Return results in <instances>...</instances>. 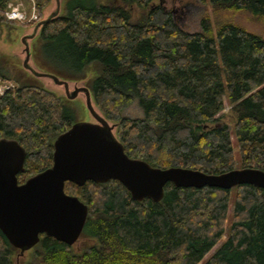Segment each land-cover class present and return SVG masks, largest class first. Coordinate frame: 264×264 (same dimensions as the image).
<instances>
[{
  "label": "trees",
  "instance_id": "obj_1",
  "mask_svg": "<svg viewBox=\"0 0 264 264\" xmlns=\"http://www.w3.org/2000/svg\"><path fill=\"white\" fill-rule=\"evenodd\" d=\"M198 1L209 9L189 31L167 0H66L64 13L40 26L38 40L44 50L55 43L61 54L51 61L65 80L94 73V102L118 125L131 158L210 174L235 169L231 130L220 116L227 98L243 167L264 170V0ZM10 2L0 0V31L19 24L5 17ZM50 3L35 0L39 13ZM0 79L15 83L0 97V137L25 147L23 183L52 166L54 142L77 115L53 92L9 75L1 62ZM134 102L140 119L124 116ZM66 192L88 204L82 237L93 243L76 251L43 235L18 262L20 251L0 230V264H201L224 239L202 264H264V189L168 183L159 203L135 201L115 180L68 182Z\"/></svg>",
  "mask_w": 264,
  "mask_h": 264
},
{
  "label": "water",
  "instance_id": "obj_2",
  "mask_svg": "<svg viewBox=\"0 0 264 264\" xmlns=\"http://www.w3.org/2000/svg\"><path fill=\"white\" fill-rule=\"evenodd\" d=\"M45 20L37 25L40 27ZM25 69L38 78H50L64 86L69 100L86 95V107L95 121H78L54 142L53 164L20 183L25 172L27 151L16 139L0 137V230L20 255L31 251L42 236L74 246L82 237L89 217V206L78 196L66 192L68 182L84 186L88 182L105 184L119 181L135 201L156 203L165 197L166 185L176 188L205 187L232 190L241 185L264 189V170L235 168L220 174L185 167H154L147 161L131 158L117 138L118 125L95 108L88 87L70 91L68 80L36 71L28 61Z\"/></svg>",
  "mask_w": 264,
  "mask_h": 264
},
{
  "label": "rangeland",
  "instance_id": "obj_3",
  "mask_svg": "<svg viewBox=\"0 0 264 264\" xmlns=\"http://www.w3.org/2000/svg\"><path fill=\"white\" fill-rule=\"evenodd\" d=\"M66 0H51L49 6H47L42 13H39L38 9L37 13L39 15L38 21L24 22L16 24L15 26L3 27L0 31V62L5 66V71L11 75L16 76L22 79L24 82H29L31 84H36L42 86L43 88L53 92L57 97L62 99L64 102L69 104L72 109L75 110L77 115V121H95L94 118L90 115L87 107H86V95L81 93L79 97L75 100H69L66 95V90L64 86L56 84L50 78H38L34 76L31 71L25 69L24 62L27 58V49L29 48L31 51V57L28 61L30 67L34 68L38 72L53 74L58 76L59 78L65 79L63 74L59 71L65 72L63 69H60L57 65L58 62H53L51 60H55V57H59L60 51L58 48H55V43L49 44L46 50L42 49V44L39 43V35L41 34V27H37V25L41 22H44L47 19H54L61 16L64 13V3ZM105 1V0H103ZM35 2V0H34ZM15 6H17L21 11H25L26 14L30 17L31 15V1L30 0H14ZM165 7L167 10H171L177 22L183 28L189 31H196L198 28V23L200 16L203 11L209 9L208 5L201 4L198 0H167L165 3ZM37 8V7H36ZM259 28V27H256ZM40 44V47H39ZM41 48V49H40ZM40 49V50H39ZM60 66V65H59ZM94 73L89 74L90 77L86 78V80L76 82L75 80L69 81L70 91H74L76 87H89L91 77ZM8 86L11 88L15 87V83L10 80ZM93 104L96 110L101 114L102 112L96 106L93 96H92ZM225 101V109L220 114L221 121H224L229 124L231 130V138L233 143L234 155L236 158V168H243L240 150L238 147L237 139L234 133L235 127V118L232 112V105H230L227 98ZM104 116V115H103ZM124 116L132 118V119H140L143 117V112L141 108L138 106L137 102L131 104L124 111ZM105 117V116H104ZM109 121V120H108ZM110 124H115L109 121ZM117 128L115 129V133H117ZM232 213H233V203L229 208V216H228V225H230L232 221ZM225 240V239H224ZM223 240V241H224ZM221 241L214 249L211 251L205 259L202 261L205 262L208 257H210L213 252L217 249V247L223 242ZM93 241L90 238L82 237L80 240L74 245L76 251H81L85 247L92 244ZM27 255V254H26ZM25 257L17 255L18 262L23 260ZM201 263V264H202Z\"/></svg>",
  "mask_w": 264,
  "mask_h": 264
},
{
  "label": "built area",
  "instance_id": "obj_4",
  "mask_svg": "<svg viewBox=\"0 0 264 264\" xmlns=\"http://www.w3.org/2000/svg\"><path fill=\"white\" fill-rule=\"evenodd\" d=\"M31 1V15L30 17L26 14L25 11H21L17 6H15L14 0H11V2L8 4V7L5 11V17L7 20L11 22H17V23H24V22H31V21H38L39 15L37 13V8L34 0ZM9 81H5L3 79H0V97L4 96L7 91L12 89L8 86Z\"/></svg>",
  "mask_w": 264,
  "mask_h": 264
},
{
  "label": "flooded vegetation",
  "instance_id": "obj_5",
  "mask_svg": "<svg viewBox=\"0 0 264 264\" xmlns=\"http://www.w3.org/2000/svg\"><path fill=\"white\" fill-rule=\"evenodd\" d=\"M66 90V89H65Z\"/></svg>",
  "mask_w": 264,
  "mask_h": 264
}]
</instances>
